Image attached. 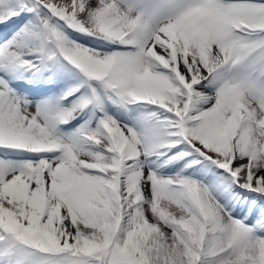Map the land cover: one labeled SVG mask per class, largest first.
I'll return each mask as SVG.
<instances>
[{
  "label": "snow or ice",
  "instance_id": "6c2138e0",
  "mask_svg": "<svg viewBox=\"0 0 264 264\" xmlns=\"http://www.w3.org/2000/svg\"><path fill=\"white\" fill-rule=\"evenodd\" d=\"M0 264H264V0H0Z\"/></svg>",
  "mask_w": 264,
  "mask_h": 264
}]
</instances>
